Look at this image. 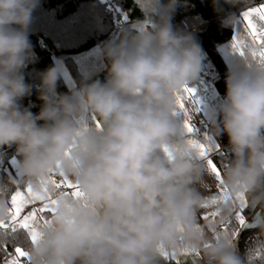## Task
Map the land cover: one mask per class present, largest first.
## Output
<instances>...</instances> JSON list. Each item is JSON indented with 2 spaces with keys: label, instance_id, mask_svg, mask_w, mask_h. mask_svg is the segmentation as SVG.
I'll return each instance as SVG.
<instances>
[{
  "label": "clouds",
  "instance_id": "1",
  "mask_svg": "<svg viewBox=\"0 0 264 264\" xmlns=\"http://www.w3.org/2000/svg\"><path fill=\"white\" fill-rule=\"evenodd\" d=\"M136 3L144 19L122 29L118 42L104 44L106 81L58 94L55 61L40 74L43 105L34 115L19 101L32 91L22 68L40 0H0V148L16 146L21 177L0 189L31 183L38 190L43 178L62 173L83 193L82 200L56 195L51 225L28 245L25 264H160L162 251L178 254L181 245L195 249L204 264H250L248 252L241 258L228 237L209 233L240 208V194L264 211V66L249 67L242 58L226 78L222 118L212 120V135L228 136L233 158L223 165L222 186L230 199L215 222L198 224L209 171L173 113L177 93L201 71V48L191 34L173 30L171 2ZM212 5L224 11L222 0ZM235 19L229 13L222 23ZM8 210L0 197V220ZM257 227L256 235H264V220Z\"/></svg>",
  "mask_w": 264,
  "mask_h": 264
},
{
  "label": "trees",
  "instance_id": "2",
  "mask_svg": "<svg viewBox=\"0 0 264 264\" xmlns=\"http://www.w3.org/2000/svg\"><path fill=\"white\" fill-rule=\"evenodd\" d=\"M111 1L127 13L129 22L144 19L136 0H40L39 7L32 13L33 19L29 28L32 47L30 52L26 53L25 65L22 68L25 82L32 86V91L31 95L19 101L22 107L27 108L34 115L39 113L43 105L38 98L40 74L52 66L56 59H62L68 63L73 55L88 51L109 36L116 26V17L108 5ZM259 1L262 0H247L245 6V0H238L235 5L223 3L222 0L224 11L217 13L213 9L212 0H159L161 5H167L170 2L173 4L175 9L171 17L173 30H184L193 36L201 48V67L208 68L216 89L224 97L226 78L231 72L218 51V46L232 37L233 26L231 24L225 27L222 21L225 15L234 14ZM90 23L98 26L89 34L87 31ZM119 39L120 36L115 41L118 42ZM105 62L108 68L106 59ZM71 73L77 84H88L97 79L105 82L108 69L87 79L76 77L73 71ZM56 91L58 94H68L71 91L61 72ZM38 123L44 122L38 121ZM226 148L218 151L220 155L216 152L212 156L221 172L223 165L230 163L233 158L232 153L226 151ZM13 158L20 161L15 145L0 148V183H7L9 179L14 180ZM17 188L19 184L9 186L7 191L0 194V197L10 201L11 194ZM246 199L248 200L247 197ZM243 213L248 221L258 214L264 220V211H261L259 205L247 206L243 209ZM259 231V228H246L242 230L238 239L240 257L244 258L248 252L250 264H264V235H256ZM30 243V238L23 231L16 239L11 236L6 237L7 251L0 250V263L5 261L9 253L14 254L16 246L27 250ZM160 264L178 263L160 257Z\"/></svg>",
  "mask_w": 264,
  "mask_h": 264
},
{
  "label": "snow or ice",
  "instance_id": "3",
  "mask_svg": "<svg viewBox=\"0 0 264 264\" xmlns=\"http://www.w3.org/2000/svg\"><path fill=\"white\" fill-rule=\"evenodd\" d=\"M239 27L234 32L230 41V50L232 53L238 54L248 62V66L255 65L264 66V2L255 7H247L240 13V18L235 21ZM196 90L193 87L184 86L176 96L177 111L173 113L174 116L183 114V128L191 134L196 129L191 122L189 106L199 111V100L195 98ZM97 128H100L99 122L92 117ZM205 143H201L196 139H188L187 142L193 147L198 155L206 160L208 171L214 176L217 184V191L215 194L205 197L201 208L206 211L202 214L201 219L213 222L219 215L220 205L229 201V196L226 189L222 186V172L220 168L214 163L211 158V153L218 152V145H214L207 137ZM56 174L52 173L48 177L40 181L41 187L33 189L31 183L27 184L24 190L17 188L10 196V201L6 199L9 204V214L6 220H0V250L7 251L5 246V238L11 236L16 239L18 234L23 231L30 238V242L35 244L42 236V227H49L51 225L50 219L46 218L47 214H54L58 200L56 195L82 200L83 193L72 179L59 175L60 179L55 178ZM48 185L55 190L50 192ZM207 187V186H206ZM4 191L0 189V194ZM237 199L240 201L239 210L235 211V218L240 225H244L245 218L241 214L242 210L246 208L247 200L243 194L238 195ZM229 220L223 221V231L213 230L215 237L226 236L230 240L236 235V230H229L227 228ZM207 246V245H206ZM189 252H196L195 249L181 245L178 254H187ZM178 254L169 255L167 251H162V255L166 258L176 260ZM29 258L27 250L20 246L14 248V254L9 253L5 258V264H24V261Z\"/></svg>",
  "mask_w": 264,
  "mask_h": 264
},
{
  "label": "crops",
  "instance_id": "4",
  "mask_svg": "<svg viewBox=\"0 0 264 264\" xmlns=\"http://www.w3.org/2000/svg\"><path fill=\"white\" fill-rule=\"evenodd\" d=\"M264 2V0L256 2L248 7H255L258 6L260 3ZM247 7L237 11L234 13L236 19L235 21H238L240 18V13L245 10ZM234 21L232 24L233 26V34L239 27V25ZM233 36V35H232ZM230 41L231 38L220 44L218 46V51L220 52L222 58L224 59L228 69L230 72H235L240 66L242 62V57H240L238 54L232 53L230 50ZM188 87H193L196 90L195 93V98H198L199 100V111L195 112V109L189 106L190 109V115L192 116V123L195 125L196 129L198 131H195L191 134L187 133L184 128H183V120L184 116L183 114H179L175 116V120L177 121L178 124V130L180 134L183 136V138L187 141L188 139H196L201 143L207 142L205 137H207L214 145H218V151L226 148L228 146V136L226 133H222L220 136H214L212 135V120L216 119L217 123H219L220 119L222 118L220 114V105L224 102V96L220 95L218 90L216 89L212 77H210L206 73L200 72L197 79L195 81L190 82ZM194 114L198 115V118L194 117ZM216 152L211 153V158L213 154ZM213 159V158H212ZM214 161V160H213ZM215 163V161H214ZM12 166H13V171H14V180L20 179V173L18 171L19 169V162L17 159L13 158L12 159ZM55 178L58 180L60 179L59 176H55ZM217 184L218 182L214 178L213 175L210 173L206 175L205 177V185L200 188L204 198L209 197L213 194L216 193L217 189ZM207 186V187H206ZM27 187V184H19V188L21 190H24ZM246 198V196H245ZM247 200V199H246ZM239 210V209H237ZM206 210L203 208H200L199 212L197 213L196 216V222L199 224H207L209 221H206L204 219H201L202 214ZM241 214L245 218V223L244 225H240L239 221L235 218V214L233 213L232 216L228 218L229 222L227 224V228L231 230H236V235L231 238L232 242V247L233 251L240 256L239 254V249H238V239L239 236L242 232V230L248 228V227H254V224L258 223L259 216L257 215L254 219L251 221H248L243 213V210ZM51 214H47L46 218L50 219ZM218 218V217H217ZM217 218L213 221L215 222ZM216 231H223L222 229L216 228ZM214 233H209V236H213ZM161 258H164L166 260H172L170 258H166L163 255ZM26 261V260H25ZM24 261V264H25ZM178 264H203L204 260L202 256L198 252H189L187 254H178L176 257V260H173ZM0 264H5V261Z\"/></svg>",
  "mask_w": 264,
  "mask_h": 264
},
{
  "label": "rangeland",
  "instance_id": "5",
  "mask_svg": "<svg viewBox=\"0 0 264 264\" xmlns=\"http://www.w3.org/2000/svg\"><path fill=\"white\" fill-rule=\"evenodd\" d=\"M108 5L109 8L112 10L114 16L116 17V26L109 34V36H107L105 39L100 41L95 47L89 49L88 51L73 55L68 61V63H66L62 59H56V61L60 63V72L71 90H78L83 85L81 83L77 84V81L72 75L71 71L74 72L76 77L80 76L82 79H87L94 77L95 75L102 73L106 69H108L103 55L104 44L108 41H115L120 36L121 30L123 28L130 27L133 23L129 22L127 13L119 5L112 1L109 2ZM97 26L98 25H95L94 23H90V28L87 32L90 34L92 31H94V29L97 28ZM182 32L185 31L183 30ZM200 72H204L211 77V74L208 72V68L203 69L201 67ZM92 121V117H89L88 122L90 123ZM258 216L260 217L259 214ZM259 220L261 221L262 218L260 217ZM248 228H258L257 223L254 224V227Z\"/></svg>",
  "mask_w": 264,
  "mask_h": 264
},
{
  "label": "built area",
  "instance_id": "6",
  "mask_svg": "<svg viewBox=\"0 0 264 264\" xmlns=\"http://www.w3.org/2000/svg\"><path fill=\"white\" fill-rule=\"evenodd\" d=\"M194 117H195V118H198V115H197V114H194ZM217 228H218V229H222V228H224V224L222 223V224L218 225ZM0 258H1V254H0Z\"/></svg>",
  "mask_w": 264,
  "mask_h": 264
}]
</instances>
